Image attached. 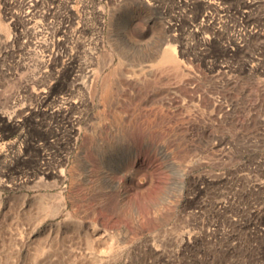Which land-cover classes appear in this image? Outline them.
<instances>
[{"label": "rangeland", "instance_id": "rangeland-1", "mask_svg": "<svg viewBox=\"0 0 264 264\" xmlns=\"http://www.w3.org/2000/svg\"><path fill=\"white\" fill-rule=\"evenodd\" d=\"M0 264H264V0H0Z\"/></svg>", "mask_w": 264, "mask_h": 264}, {"label": "bare ground", "instance_id": "bare-ground-1", "mask_svg": "<svg viewBox=\"0 0 264 264\" xmlns=\"http://www.w3.org/2000/svg\"><path fill=\"white\" fill-rule=\"evenodd\" d=\"M211 1V0H210ZM213 1V0H212ZM258 1V0H257ZM253 4V3H252ZM31 5V4H29ZM248 5V4H247ZM250 7V6H249ZM32 10V9H31ZM30 10V11H31ZM29 12V11H27ZM129 16H130V9L127 7V9H125V13L123 15V17L121 18V23L120 21H116V22H113L112 23V26L114 28V30L118 31V38H121L120 37V34H119V31L124 29L126 24L128 23L129 21ZM37 32V31H36ZM43 32V31H42ZM48 32V31H47ZM41 34V33H39ZM49 34V33H48ZM44 42V41H43ZM129 44V41L127 42ZM46 45V44H45ZM163 62H175L176 61V56L174 54V52L170 51V50H165L164 53H163ZM110 93V91L108 92V94Z\"/></svg>", "mask_w": 264, "mask_h": 264}]
</instances>
